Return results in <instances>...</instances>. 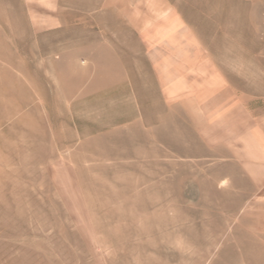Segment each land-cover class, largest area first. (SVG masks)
<instances>
[{
    "label": "rangeland",
    "instance_id": "rangeland-1",
    "mask_svg": "<svg viewBox=\"0 0 264 264\" xmlns=\"http://www.w3.org/2000/svg\"><path fill=\"white\" fill-rule=\"evenodd\" d=\"M170 12L229 30L264 125V0H0V264H264L261 145L173 62Z\"/></svg>",
    "mask_w": 264,
    "mask_h": 264
},
{
    "label": "crops",
    "instance_id": "crops-1",
    "mask_svg": "<svg viewBox=\"0 0 264 264\" xmlns=\"http://www.w3.org/2000/svg\"><path fill=\"white\" fill-rule=\"evenodd\" d=\"M127 7V6H126ZM125 7V8H126ZM153 11L152 14L149 16L155 17L156 16V9L155 7L151 9ZM167 14V13H166ZM165 14V15H166ZM174 16L176 18V25L172 29L171 34L173 36V39L175 40V46L178 45L177 47L180 49L179 53V58H176L177 60H174L173 62L181 63V64H195V65H201V72L203 73L205 67H206V73H209L208 76H211V81L213 82V87L209 88V91H211L212 97V103L219 105V111L220 113H224L226 117L225 119H229L230 121V115L234 117L235 111L242 110L240 112H243L244 117L246 118L247 116V121L245 120L244 126L242 128L243 130V135L246 136H254L255 143H258L260 146V151L261 153L259 154V159L260 162L264 161V125L257 124L256 128L248 129V123L250 125L252 124V115H251V105L250 104H240L235 105L236 103H233L234 100L236 99V96L238 93L235 90V86L229 77V75L225 74V72L221 71L219 68L220 64H235L236 62V56H235V51H230L229 47L223 46L222 49L216 50L214 43L219 40L223 43H226V39L228 40L230 38L229 36V30H223L221 29L217 33L219 34H213L211 35V41L208 42L204 40V37H200L199 34L196 32L193 33L188 30L187 24H185L183 18L179 14L175 13H169L165 17H171ZM167 19V18H166ZM150 24V23H149ZM180 25L179 29H177V26ZM183 25V26H182ZM154 27V35H153V42L154 45L157 43L156 40V32H155V24L153 25ZM139 30L141 28L139 27ZM147 31L149 33V41L151 42L152 39L150 40L151 34H152V29L151 27H147ZM167 40V39H166ZM171 46L172 42L170 41ZM151 45V43H149ZM176 47V48H177ZM251 58V57H250ZM245 63H252L253 60L252 58L249 60H244ZM206 65V66H205ZM210 65V66H209ZM199 76V75H198ZM225 86H221L224 85ZM260 95H264V92L262 91ZM212 104V105H214ZM238 106V107H237ZM252 126V125H251ZM240 129V127H239ZM263 146V147H262ZM262 147V148H261ZM243 160L246 161V158ZM247 168H251L250 165L245 167L246 174L252 175V171H247Z\"/></svg>",
    "mask_w": 264,
    "mask_h": 264
}]
</instances>
